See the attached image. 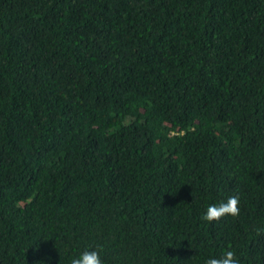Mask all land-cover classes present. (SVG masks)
<instances>
[{"label":"trees","instance_id":"obj_1","mask_svg":"<svg viewBox=\"0 0 264 264\" xmlns=\"http://www.w3.org/2000/svg\"><path fill=\"white\" fill-rule=\"evenodd\" d=\"M88 246L264 264V0H0V264Z\"/></svg>","mask_w":264,"mask_h":264},{"label":"clouds","instance_id":"obj_2","mask_svg":"<svg viewBox=\"0 0 264 264\" xmlns=\"http://www.w3.org/2000/svg\"><path fill=\"white\" fill-rule=\"evenodd\" d=\"M239 194L229 195L225 200L209 204L202 214L205 221L219 220L221 217H236L240 212ZM70 264H104L99 249L95 246L85 247L70 259ZM202 264H240L232 250H225L219 257L209 256Z\"/></svg>","mask_w":264,"mask_h":264}]
</instances>
